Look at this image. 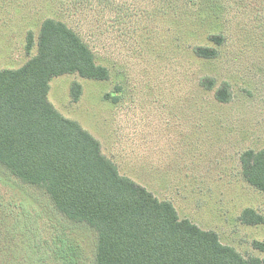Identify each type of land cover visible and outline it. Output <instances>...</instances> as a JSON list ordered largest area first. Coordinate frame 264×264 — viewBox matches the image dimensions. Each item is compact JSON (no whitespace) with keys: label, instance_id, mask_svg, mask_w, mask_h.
Returning <instances> with one entry per match:
<instances>
[{"label":"rangeland","instance_id":"rangeland-1","mask_svg":"<svg viewBox=\"0 0 264 264\" xmlns=\"http://www.w3.org/2000/svg\"><path fill=\"white\" fill-rule=\"evenodd\" d=\"M62 1L0 0V70L36 53L43 19L66 22L109 76L51 78L53 107L180 218L214 231L244 257L264 259L253 245L264 242V221L239 219L246 208L264 218V192L247 183L240 163L244 150L264 147V0H118L70 13ZM197 46L216 56L197 55ZM221 89L225 102L215 95ZM95 248L91 227L65 218L43 187L0 164V264H96Z\"/></svg>","mask_w":264,"mask_h":264},{"label":"trees","instance_id":"trees-1","mask_svg":"<svg viewBox=\"0 0 264 264\" xmlns=\"http://www.w3.org/2000/svg\"><path fill=\"white\" fill-rule=\"evenodd\" d=\"M117 1L62 2L70 13L79 7L112 8ZM117 8L129 7L118 2ZM32 33L26 36L28 53L33 49ZM35 44L36 53L22 66L0 70V164L20 180L43 187L65 218L96 232V264H264V259L244 257L221 243L214 231L180 218L170 201L120 174L100 142L48 101L49 81L55 76L77 73L99 80L109 76L108 67L96 61L77 31L61 19L46 17ZM194 51L207 58L217 52L201 46ZM79 93L80 86L74 83L73 100ZM215 95L227 101L223 89ZM240 163L247 183L264 192V147L244 150ZM239 219L248 224L264 221L252 208L244 209ZM253 245L264 250V242Z\"/></svg>","mask_w":264,"mask_h":264}]
</instances>
